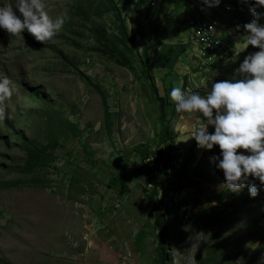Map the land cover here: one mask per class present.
<instances>
[{
    "label": "rangeland",
    "instance_id": "rangeland-1",
    "mask_svg": "<svg viewBox=\"0 0 264 264\" xmlns=\"http://www.w3.org/2000/svg\"><path fill=\"white\" fill-rule=\"evenodd\" d=\"M112 1L119 12L107 11L109 0H43L51 18L65 17L61 31L43 44L27 32L0 30V75L17 89L0 120V264H84L95 243L96 264H158L154 202L167 222L164 264H264V191L258 188L255 197L247 186L238 195L227 192L210 160L217 146L197 149L190 137L196 117L173 106L166 119L171 138L164 142L157 99L170 101L171 87L203 95L212 81L234 78L243 56L257 49L237 53L244 30L227 27L225 11L215 13L224 25L208 22L203 36L198 25L194 41L199 11L210 10L202 0L154 6L147 0L146 12L137 15L139 4ZM237 1L224 0L233 12ZM158 16L162 23L153 30ZM122 25L138 32L133 54L101 51L103 33L118 37ZM206 37L210 51L202 45ZM151 41L157 96L139 63ZM166 44L191 48L170 64L171 55L157 57ZM127 56L128 68L116 60ZM83 75L103 89L109 119ZM37 89L44 99L32 96ZM34 151L39 158L30 167Z\"/></svg>",
    "mask_w": 264,
    "mask_h": 264
},
{
    "label": "clouds",
    "instance_id": "clouds-1",
    "mask_svg": "<svg viewBox=\"0 0 264 264\" xmlns=\"http://www.w3.org/2000/svg\"><path fill=\"white\" fill-rule=\"evenodd\" d=\"M202 4L210 9L219 4L226 10L232 8L224 0H202ZM248 12L252 19L243 24L244 39L237 53L249 45L257 50L243 56L235 77L212 81L203 95L171 87L168 97L177 113L196 117L190 137L197 149L217 146L218 155L214 153L210 160L222 171L226 191L238 195L247 186L248 195L255 197L258 188L264 191V0H250ZM215 20L224 25L219 18ZM64 22L62 15L54 19L48 15L43 0H0V30L9 35L27 32L43 44L61 31ZM16 92L10 78L0 75V120L5 117L4 102Z\"/></svg>",
    "mask_w": 264,
    "mask_h": 264
},
{
    "label": "trees",
    "instance_id": "trees-1",
    "mask_svg": "<svg viewBox=\"0 0 264 264\" xmlns=\"http://www.w3.org/2000/svg\"><path fill=\"white\" fill-rule=\"evenodd\" d=\"M111 5L110 8L107 9V11H115V12H119L120 10V5L119 3L116 4V2L112 1V0H109ZM126 2L129 1L130 4H133L134 6H136L137 4H139L138 7H135V14H139V13H142L144 14L146 12V5L149 1L147 0H125ZM151 1V4L150 6H154V4H156V0H150ZM187 1H193V0H187ZM154 2V4H153ZM238 2V7L235 8V11H230V9L226 10V8L224 7V5H221L219 4L217 7H214V8H211L209 11H203V12H200L199 13H202L200 15V17L197 19L196 21V24L193 25V29L195 27H197L198 25V32L201 33V35L203 36L204 35V32L202 31L201 28H205L208 29L210 28L211 26L208 24V22H212L214 21L215 19H217L218 17L215 16V13L218 14L220 13V11L222 12H226L225 14H229V16L227 17V15L225 17H223V23L226 25H228L227 27H233V26H237L239 25L240 26V29L243 27V24L246 23V22H249L251 20V17L250 15L247 14V10H248V7H249V3H250V0H240V1H237ZM142 7H141V6ZM246 7L247 9H241V7ZM126 10H128V8L126 6H123ZM195 7V6H194ZM197 13V12H196ZM198 14V13H197ZM119 16V15H118ZM150 17H152V15H149ZM173 17V22H175V19H177V14L175 15L174 17V14L172 15ZM171 17V18H172ZM158 19L156 20V23L154 25V28L153 30H156L159 28V25L160 23H162V21L160 20V17L158 16L157 17ZM225 21V22H224ZM204 22V23H203ZM203 23V24H201ZM137 29L139 30L140 32V24L138 22V25L136 26ZM98 31H100V29H98ZM104 36H103V40H98V43H101V44H104L105 48L103 49L101 46L99 47V49L101 51H110L111 53L113 54H117L118 52L124 50V49H127L129 51H131V53L133 54L134 50L136 49V35L138 34V32L136 31H133L132 33H128L127 29H126V26L125 25H122L121 26V30H120V36L116 37L115 35L112 34V36H110L109 34H107V31H105L104 33ZM192 36H195V31L193 30V34ZM116 38L118 39V43L115 41ZM212 42V38H209L207 39L204 38L202 40V45L203 44H209ZM155 41H151L149 44H145L143 50H142V53L140 55V60H139V63H140V66H141V73L143 74V79L145 81L148 82V84L151 86V89H152V92L155 93V95L157 96V88L153 82L154 80V77H153V74H152V69H151V66L149 65V51L152 47L155 46ZM164 52L163 54L160 53L159 51V56H169L171 55L167 62H169L170 64L172 63V61L175 59V57H177L174 61H176L178 59V57H181L182 55H184L185 53L188 52V49H190V45H185V44H179V45H173V44H166L164 46ZM116 60L118 63L124 65V66H127V68L129 66H131L133 63H132V57H122L121 59H119V57H116ZM83 77L86 78V80L89 82V84L93 87L96 88V90L99 92V94L101 95V98H102V102H103V107H104V112H105V116L107 119H109L110 117V109L108 107V104H107V100L105 98V94H104V91L103 89H101L98 85L96 84H93L89 77H86L83 75ZM186 88V87H185ZM32 96L35 97V98H38V99H44L41 95H40V91L37 89L34 93H32ZM158 101L159 102V109H160V117H161V121L164 123L163 125V130H164V134L162 135L163 137V141L164 142H168L169 141V130L167 128V117L171 114L170 113V110H169V107L173 106V103L170 102V101H167V99L165 97L163 98H158ZM7 128L9 129H14L11 125H7ZM16 138H20V139H25L23 133H17L15 135ZM32 149H34V145L32 146ZM32 149H30V152L33 151ZM35 152V151H34ZM39 158L38 154L35 152L34 154V159H32L33 162V165H28L30 167H34L37 163V159ZM19 169H21V167H18ZM5 184V183H4ZM153 198V196H152ZM151 213L153 215V218H154V226L155 228L157 229L158 231V246L156 248V251H157V257H156V262L158 264H164V262L167 260V256H166V247L164 245L165 243V240H164V233L166 232L167 230V222H166V217L165 215L163 214V211L162 209L158 208V205L156 202H154V204L152 205V209H151Z\"/></svg>",
    "mask_w": 264,
    "mask_h": 264
},
{
    "label": "crops",
    "instance_id": "crops-1",
    "mask_svg": "<svg viewBox=\"0 0 264 264\" xmlns=\"http://www.w3.org/2000/svg\"><path fill=\"white\" fill-rule=\"evenodd\" d=\"M95 242V241H94ZM92 242V243H94ZM93 248V250L91 249ZM91 250H88L85 255H83L84 258V264H96V243L91 246ZM82 257V259H83Z\"/></svg>",
    "mask_w": 264,
    "mask_h": 264
},
{
    "label": "bare ground",
    "instance_id": "bare-ground-1",
    "mask_svg": "<svg viewBox=\"0 0 264 264\" xmlns=\"http://www.w3.org/2000/svg\"><path fill=\"white\" fill-rule=\"evenodd\" d=\"M209 38H210V37H208L207 39H209ZM210 44H211V43H209V44H207V43H206V44H203V45H204V49L207 48V49H209V51L212 50L213 46L211 47ZM203 54H204V53H203Z\"/></svg>",
    "mask_w": 264,
    "mask_h": 264
}]
</instances>
